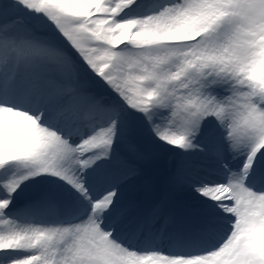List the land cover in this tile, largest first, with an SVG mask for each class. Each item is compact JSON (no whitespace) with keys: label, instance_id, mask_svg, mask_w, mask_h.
Masks as SVG:
<instances>
[{"label":"snow or ice","instance_id":"6c2138e0","mask_svg":"<svg viewBox=\"0 0 264 264\" xmlns=\"http://www.w3.org/2000/svg\"><path fill=\"white\" fill-rule=\"evenodd\" d=\"M0 264H264V0H0Z\"/></svg>","mask_w":264,"mask_h":264},{"label":"rangeland","instance_id":"374dc122","mask_svg":"<svg viewBox=\"0 0 264 264\" xmlns=\"http://www.w3.org/2000/svg\"><path fill=\"white\" fill-rule=\"evenodd\" d=\"M155 171L158 175L163 176L164 174V165L163 163H159L158 165L155 166ZM30 185H33V187H31ZM35 184L33 183H26L23 188H24V193L21 195V197L19 198V200L17 201V203L23 199V197L29 196V193L32 191V189L35 188Z\"/></svg>","mask_w":264,"mask_h":264},{"label":"bare ground","instance_id":"6f19581e","mask_svg":"<svg viewBox=\"0 0 264 264\" xmlns=\"http://www.w3.org/2000/svg\"><path fill=\"white\" fill-rule=\"evenodd\" d=\"M198 159H203V157H200V158H198ZM31 187H33V185H30ZM33 190V189H32ZM32 192V191H31ZM30 192V193H31ZM29 193V194H30ZM28 198H29V196H26V197H23V199L22 200H20L17 204H18V206L20 205L21 207H23L24 205H25V203L27 202V200H28Z\"/></svg>","mask_w":264,"mask_h":264}]
</instances>
